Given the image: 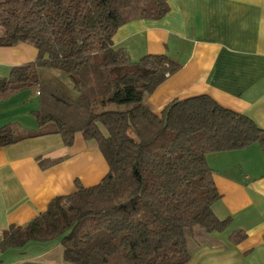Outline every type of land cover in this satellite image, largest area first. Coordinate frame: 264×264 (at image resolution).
Wrapping results in <instances>:
<instances>
[{
  "label": "trees",
  "instance_id": "obj_1",
  "mask_svg": "<svg viewBox=\"0 0 264 264\" xmlns=\"http://www.w3.org/2000/svg\"><path fill=\"white\" fill-rule=\"evenodd\" d=\"M168 11L167 0H0V47L25 43L37 51L0 79V102L37 89L36 124H52L49 133L66 147L79 133L108 167L95 185L76 180L73 192L30 222L1 231L0 254L58 241L66 264H186L205 235L228 227L231 218L213 211L221 196L206 155L255 143L264 157V130L205 95L175 99L154 114L146 97L181 64L166 54L134 61L113 47L124 24ZM42 69L67 84L41 80ZM22 138L10 124L0 127V147ZM36 159L41 168L57 162ZM245 237L229 235L233 243Z\"/></svg>",
  "mask_w": 264,
  "mask_h": 264
},
{
  "label": "crops",
  "instance_id": "obj_2",
  "mask_svg": "<svg viewBox=\"0 0 264 264\" xmlns=\"http://www.w3.org/2000/svg\"><path fill=\"white\" fill-rule=\"evenodd\" d=\"M167 3L169 11L162 19L130 21L112 39L113 47L125 49L134 61L146 54H166L181 64L146 97L151 111L160 115L175 99L205 95L264 130V0ZM36 55V49L25 43L0 47V79L7 78L13 67L34 61ZM53 74L63 80L56 71ZM11 126L15 136L23 138L0 147V233L10 225L30 222L52 199L73 192L76 180L92 186L108 171L96 145L79 133L72 146L66 147L58 134L49 133L52 126L47 124L38 126L34 121ZM39 133L43 134L34 136ZM37 157L57 162L41 168ZM205 159L221 196L213 211L220 219L230 217L231 222L222 232L205 235L192 248L186 264H264L260 147L254 143L209 153ZM237 230L246 237L233 243L229 235ZM26 246L1 254L0 264H66L58 241Z\"/></svg>",
  "mask_w": 264,
  "mask_h": 264
},
{
  "label": "rangeland",
  "instance_id": "obj_3",
  "mask_svg": "<svg viewBox=\"0 0 264 264\" xmlns=\"http://www.w3.org/2000/svg\"><path fill=\"white\" fill-rule=\"evenodd\" d=\"M53 73H55V71L49 69L38 71L41 80L59 88V84H62V81H65V79H57ZM31 92L30 89H24L10 96L7 100L0 102V127L4 124H14L17 126V124L26 125L28 122L34 123L35 120L31 111L38 108V98ZM47 125L52 126V124ZM54 244H56V242ZM26 247L28 246H25V249ZM2 257L3 255L0 254V259H2ZM1 261L4 262L3 260Z\"/></svg>",
  "mask_w": 264,
  "mask_h": 264
},
{
  "label": "built area",
  "instance_id": "obj_4",
  "mask_svg": "<svg viewBox=\"0 0 264 264\" xmlns=\"http://www.w3.org/2000/svg\"><path fill=\"white\" fill-rule=\"evenodd\" d=\"M35 94L36 95H39V91L37 89L35 90Z\"/></svg>",
  "mask_w": 264,
  "mask_h": 264
}]
</instances>
